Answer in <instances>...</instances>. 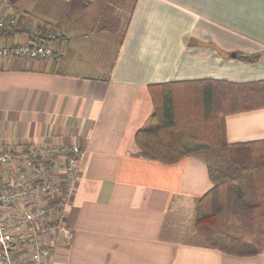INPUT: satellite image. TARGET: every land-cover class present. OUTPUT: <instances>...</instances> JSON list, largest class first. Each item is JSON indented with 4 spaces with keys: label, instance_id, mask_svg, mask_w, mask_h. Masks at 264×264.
Instances as JSON below:
<instances>
[{
    "label": "crops",
    "instance_id": "obj_1",
    "mask_svg": "<svg viewBox=\"0 0 264 264\" xmlns=\"http://www.w3.org/2000/svg\"><path fill=\"white\" fill-rule=\"evenodd\" d=\"M22 13L54 27L65 55L0 59V151L83 152L63 216L72 240L46 238L44 264H264V251L227 255L195 234L194 200L212 188L203 153L165 163L135 143L168 101L183 130L264 142V0H41Z\"/></svg>",
    "mask_w": 264,
    "mask_h": 264
},
{
    "label": "built area",
    "instance_id": "obj_2",
    "mask_svg": "<svg viewBox=\"0 0 264 264\" xmlns=\"http://www.w3.org/2000/svg\"><path fill=\"white\" fill-rule=\"evenodd\" d=\"M8 12L0 14V59L57 61L65 55V43L58 41L53 29L42 34L40 27H30L25 14ZM18 27L28 31L20 34L25 40L2 45L4 29ZM82 155L77 144H21L0 151V264H22L25 258L30 264H44L53 255L46 238L60 232L70 243L73 233L64 226L63 216L75 191Z\"/></svg>",
    "mask_w": 264,
    "mask_h": 264
},
{
    "label": "trees",
    "instance_id": "obj_3",
    "mask_svg": "<svg viewBox=\"0 0 264 264\" xmlns=\"http://www.w3.org/2000/svg\"><path fill=\"white\" fill-rule=\"evenodd\" d=\"M53 28L40 27L42 34ZM27 32L18 27L4 29L2 35ZM57 39L62 41L59 35ZM253 58L244 59L252 61ZM196 132L183 130L178 125L173 105L168 101L159 116L152 115L136 133L135 143L141 156L165 163L203 153L209 165L212 188L194 200L195 234L206 247L227 255L242 257L262 253L264 142L228 145L219 133L215 137H204Z\"/></svg>",
    "mask_w": 264,
    "mask_h": 264
},
{
    "label": "rangeland",
    "instance_id": "obj_4",
    "mask_svg": "<svg viewBox=\"0 0 264 264\" xmlns=\"http://www.w3.org/2000/svg\"><path fill=\"white\" fill-rule=\"evenodd\" d=\"M41 0H4V4L9 6V11H15L18 13L28 12L29 8L34 5L35 3H39ZM114 7H112L113 9ZM111 10V8H110ZM104 11V10H103ZM87 18H90L89 16H86ZM121 25H119L120 27Z\"/></svg>",
    "mask_w": 264,
    "mask_h": 264
}]
</instances>
